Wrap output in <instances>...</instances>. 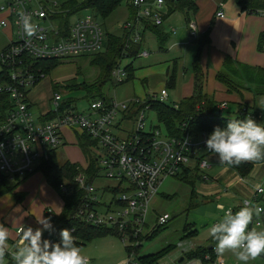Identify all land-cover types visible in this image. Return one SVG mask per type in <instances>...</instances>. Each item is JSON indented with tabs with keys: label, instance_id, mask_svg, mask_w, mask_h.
Instances as JSON below:
<instances>
[{
	"label": "built area",
	"instance_id": "2783aa9c",
	"mask_svg": "<svg viewBox=\"0 0 264 264\" xmlns=\"http://www.w3.org/2000/svg\"><path fill=\"white\" fill-rule=\"evenodd\" d=\"M65 2L67 0H0V27H8L11 31L6 46L0 50V67L8 76V80H0V91L7 93L9 100V108L0 119V181L26 178L61 145L63 129L78 131L90 142L88 155L83 163H74L75 174L71 179L62 178L57 193L60 196V193L76 192L72 218L112 231L125 248L123 264H138L137 259L132 258L137 240L145 235L148 225L153 229L165 225L169 219L166 212L148 219L150 200L158 193L165 178L185 176V170L190 169V160H196L200 179L206 178L207 162L197 152L208 150L205 141L211 132L202 131L195 137L186 133L177 138L158 125L148 126L145 130L144 110L149 109L146 100L165 102L164 88L143 99L90 98L83 109H78L72 102L61 107L64 99L58 91H53L48 98L51 108L47 112H52L51 117L45 118L47 112L32 115L28 92L43 77L34 68L35 61L65 60L104 50L102 44L106 42V32L93 11L81 9L87 12L76 15L72 21L68 18L65 26L57 17L65 12L62 8ZM127 3L130 12L120 27L128 47L140 40V29L144 25L164 23L169 5L166 0H127ZM21 10L30 13L38 25L37 33L31 38L23 34L18 24ZM214 15L223 17V12L217 9ZM187 26L190 37H194L192 20L187 21ZM138 55H146L145 50L139 51ZM110 75L115 83H120L126 77V70L118 63ZM224 106L221 102L218 109ZM126 116L133 125L124 135H119L117 121ZM90 157L93 161L91 169ZM263 194L262 185L256 184L248 198L241 199L236 207L225 209L231 208L235 212L247 202L264 209L261 204ZM46 212L48 216L52 215L49 210ZM249 227L264 230V211L253 217ZM48 240L55 242L53 238ZM196 263L195 259H186L179 264ZM210 264L222 262L215 259Z\"/></svg>",
	"mask_w": 264,
	"mask_h": 264
},
{
	"label": "crops",
	"instance_id": "0c3cea01",
	"mask_svg": "<svg viewBox=\"0 0 264 264\" xmlns=\"http://www.w3.org/2000/svg\"><path fill=\"white\" fill-rule=\"evenodd\" d=\"M190 2L193 4L195 9L192 12L187 11V14L189 20H192L194 24L196 32L195 36H197L196 39H193L195 38V36L190 37L189 28L187 26L188 20H185L184 12L178 9H174L171 11L168 10L164 19V23L162 25H144L140 29V40L137 43L131 44L137 47V51L135 54L129 55L128 58H130V60H128V62L122 66L124 67V69L126 65L130 67L131 78L128 80H131L135 71L133 65L134 58L138 57L142 59H148V57H150L151 61L153 60L152 67L161 68L160 73L157 72L156 74L157 77L160 78L162 84L157 89H149L146 85V82L144 83L145 80L142 79L140 93L135 94L132 90V94L127 95L125 100H129L130 98L143 99L149 94L156 93L163 88L166 91V100H171V103L167 102L168 104H176L184 98L193 96L195 93V88L192 63L196 54V49L197 47H199L197 65L199 67L200 96H202L203 101L209 102L215 109H218L219 103L224 102L225 106L220 109V115L225 118H233L235 116L237 106L245 105L248 108L255 110L259 115L261 114L263 117L262 124H264V104L261 103L262 101H264V94L253 93L251 90L253 85L249 84V75H251L250 68L259 67L264 62V13L242 12L235 4L234 0H190ZM217 9L222 10L223 17H216L214 15ZM125 12V19H127L130 12L128 5L126 6ZM208 26L210 27L206 35L207 41H204L202 37L204 36V32L206 31ZM10 35L11 31L8 27H0V50L6 46L7 40ZM114 35L121 36L123 35V33L120 29V32ZM199 41H201V43H199ZM152 42L154 43V48H152ZM141 50H145L146 55H138V52ZM184 56H186L187 60L189 58V67H185L186 59ZM226 57L229 58L231 62L230 68L234 70V73L238 77L240 76L243 87H234V89L228 90L227 87L217 79L216 75L219 71L222 70L223 61ZM160 61L163 62L160 64L155 63ZM170 75L173 76V80L172 83L168 85V78ZM110 79H112V82L114 81L111 75ZM128 80H125L123 82H126ZM116 85L118 86L119 84ZM117 86L113 87V91ZM167 88L169 89V91L167 90ZM107 98L115 99L113 96H107ZM149 110L153 111L152 109ZM47 111L48 109H45L41 112L45 113ZM153 113L156 117L154 111ZM128 115H131V113H129ZM117 123L119 127L117 133L119 135H124L126 131L130 130L133 125V122L129 119L128 116H126L125 118H121V120H118ZM158 123L162 126L159 121ZM148 125L152 126V124L150 123H148ZM62 133L63 140L61 145L56 149L57 152L60 147L65 148L67 146H74L78 147L80 153L82 154L81 162H77L67 158H64L62 161H68L76 164L83 163L86 153H83L78 145V140L81 136L80 133L76 130H69L66 128L62 130ZM56 150L54 153L57 158ZM197 155L206 160L207 170H205V174L207 178H210L211 176L209 175L208 170L214 165L220 164L218 155L212 153L210 150L203 149L199 150L197 152ZM249 163H251V168L245 175H240L228 165L223 164L220 172H218V174L216 175L217 180H221V182L224 183L221 193L216 197V199L222 197L223 203H216V207L217 204H223L224 207H236L240 204L241 199L248 198L250 196L253 186H255L256 184L264 183V161ZM188 165L190 169L188 171L185 170V176L190 175V173L194 169L197 172L195 167L196 160H190ZM229 168L232 169V172L229 170ZM231 173H234V176L231 175L233 177V180L224 181L226 177H223L225 175H229L228 177H230ZM35 174H38L37 176L39 178L42 177L41 179H43V186L41 188L42 190L40 192V196L44 195V204L41 205V202L37 201V199H33V201L36 203L34 212L38 216L43 213L48 217L46 211L49 210V213H51L53 216H57L62 209V199L59 194L46 183L40 171L32 172L25 178L26 181L24 183H22V181L17 186L16 191H20L23 193V196H21V199H19L21 200L20 203L22 204L25 199L24 193H26L27 190L24 187L25 183L27 181H32ZM39 178H37V183ZM199 178V175L196 174L194 175L193 180ZM200 181L203 182L201 179ZM231 185L234 187V192H231L229 190V186ZM46 189H48L52 193V195L46 193ZM199 195L198 197L200 201L198 202L202 201L201 203L203 204L207 201H210L209 199H207V195H209L208 191L201 192ZM261 204L262 206H264V194L262 195ZM31 207L33 209L32 205ZM34 221L35 218L33 217V215L32 217H25L24 221L19 220L18 224L14 225V231H12L13 236L11 241L13 239H16L15 230L17 227L23 224V222H26L28 225L31 224V227L33 229L38 228L39 226H37V224L35 225ZM215 222L218 221L208 220L206 226L210 227ZM188 224H190L191 226L187 231H193V234L185 239H189L197 234L195 223L189 220ZM151 228L152 227L148 225V230H146L145 232V234H147L146 237L150 236L153 230ZM181 245L182 243L178 242L177 246L181 247ZM206 245L208 246L209 244L207 243ZM206 245L195 244V246ZM188 246L192 247L193 245L189 243ZM212 247L214 250L215 243L212 245ZM182 248L185 249V247ZM172 250L162 257V260L161 262H159V264H179L182 261L186 260L182 259L179 263H177L178 258L184 257L180 254V252L177 255L171 254ZM5 259L7 264H11V256L8 255ZM215 259L221 261L222 264H242V262H238L231 253H225L224 256L220 257L216 252H214V260ZM249 264H264V258L259 257L254 261H250Z\"/></svg>",
	"mask_w": 264,
	"mask_h": 264
},
{
	"label": "rangeland",
	"instance_id": "374dc122",
	"mask_svg": "<svg viewBox=\"0 0 264 264\" xmlns=\"http://www.w3.org/2000/svg\"><path fill=\"white\" fill-rule=\"evenodd\" d=\"M82 1V0H78ZM128 5L127 0H122L120 4L104 19L97 20L100 23L103 31L113 34H118L121 29L122 23L125 21L126 16V6ZM69 9V8H67ZM86 10H78L74 14L69 15V21H72L76 15L84 14ZM122 31V30H121ZM124 32V31H123ZM106 42H103L102 46L105 48ZM152 48H154V43L152 42ZM125 57V56H124ZM126 56L121 59L120 65H124L130 60ZM186 59V56H184ZM89 57H75L65 60H59L58 65L52 68L45 76L39 79L36 84H34L29 92L28 97L30 99V112L32 115L37 116L41 113L42 110L51 108V104L48 100L51 92L58 91L63 98L69 97V100L75 104L78 109H83L86 107L88 100L91 97L90 94H87L83 88H77L76 85L70 87L71 84H80L83 87V83L97 85L99 81V70L93 65L88 63ZM153 61V60H152ZM151 58L148 57L145 59L134 58V74L131 80L123 82L121 84L114 85V81H106L101 84L99 92L104 96H113L116 101L125 100L127 95L132 94V90L135 94H139L141 90V80L144 79V83L149 89H157L162 84L160 78L157 77V72L160 73L161 68H153V63ZM163 61L155 62L160 64ZM190 61L186 59L185 67H189ZM77 67H79L80 72L78 73ZM153 69V70H149ZM189 70V68H188ZM55 84V89L52 86ZM145 85V84H144ZM117 86L114 91L113 87ZM169 91V89L167 88ZM113 92V93H112ZM91 93H95V89L91 90ZM130 97V96H129ZM171 103L170 99L164 100ZM144 129H148V123L152 125H159L162 130V126L156 120V117L153 111L147 109L144 110ZM117 132V131H116ZM57 153L58 161H62L64 158L72 159L77 162L82 161V154L78 147H60ZM223 164H216L208 170L210 178L193 180L194 175L200 174L199 171L195 169L187 177H170L165 178L159 188L158 193L150 200L148 206V219L157 215L158 213L166 212L169 215L167 223L162 227L153 228L150 237L146 238L142 236L137 240V246H135L133 259H138L141 255L149 254L156 252L157 250L169 245H174V249L171 248L162 254L155 262L151 264H159L162 257L166 255L172 249L171 254H178L185 256V253L190 250H195L196 245H206L209 243L208 229L209 226H206L208 220H219L223 213L219 212L216 203H223L222 197L216 199L217 196L221 193L224 183L221 180H217L216 175L220 172ZM207 170V169H206ZM232 172V169L229 168ZM195 171V172H194ZM229 174V172H228ZM38 174H35L32 181H27L24 187L27 189L24 202L20 203L21 200L14 198L12 193H6L0 196V223L4 224L5 227H8L12 232L14 231V225L18 224L19 220H23L27 216L35 218V225L42 227L37 223L36 217L40 215L48 218L45 214H40L39 216L34 212L36 203L33 201L41 202V205L44 204L43 198L44 195L40 196L41 188L43 186L42 177H38ZM234 173L230 174V177L225 175L224 181H232ZM37 178L38 183H37ZM23 181V182H22ZM25 178L14 181L16 186L12 190L13 193H17L19 196H23V193L16 191L17 186L22 182L24 183ZM108 182V181H107ZM18 183V184H17ZM233 183V182H232ZM264 189V183H262ZM229 190L234 192V187L229 186ZM46 193H52L46 189ZM44 191V192H45ZM209 192L206 203L198 202L200 201L198 195L201 192ZM28 193V194H27ZM27 194V195H26ZM198 194V195H197ZM200 196V195H199ZM201 197V196H200ZM21 199V197H20ZM190 202V203H189ZM33 206V209L31 207ZM44 210V209H43ZM191 220L195 223L197 228V234L189 239L187 238L188 231L183 232V225L186 223V226L190 228L188 221ZM24 226L28 225L26 222H23ZM46 231V230H44ZM43 231V233H44ZM146 236V235H145ZM16 239L10 240L9 248L14 246ZM178 242H181V247H178ZM193 245L189 247L188 244ZM82 252L90 258L91 264H123L126 258V252L123 244L118 240V238L111 234L100 235L94 237L80 246ZM182 247H185L183 249ZM160 259V261H159ZM195 259L198 264H201L199 259ZM184 260V258H183ZM166 261V260H163ZM173 263V262H171ZM150 264V263H149ZM175 264V263H174Z\"/></svg>",
	"mask_w": 264,
	"mask_h": 264
},
{
	"label": "trees",
	"instance_id": "16d2710c",
	"mask_svg": "<svg viewBox=\"0 0 264 264\" xmlns=\"http://www.w3.org/2000/svg\"><path fill=\"white\" fill-rule=\"evenodd\" d=\"M122 0H67L63 3L62 8L65 10L63 14H58L57 17L61 19L63 24L68 22L69 15L77 12L80 9L88 8L93 11V13L99 19H104L107 17L121 2ZM168 3V10H182L185 14V20H189L187 11H194L195 7L190 2V0H166ZM235 4L239 7L240 11L245 13H264V0H234ZM69 8V9H67ZM64 26V29H65ZM209 27L204 32L202 39L207 41V33ZM197 36H195L196 39ZM192 39V40H193ZM126 38L124 35L117 36L111 33L106 32V45L102 52L85 56L89 57V65L97 67L99 70V81L97 85L94 84H84L83 87L80 84H71L70 87L75 86L78 88H83L87 94L94 97H101L107 99L102 93L99 92V88L102 83L106 81H111L110 72L112 68L120 62L124 56L135 54L137 47L133 45L125 46ZM201 43V41H199ZM133 44V43H132ZM199 47L196 49V54L192 63V71L194 73V88L195 93L193 96L184 98L176 104H168L165 102H160L158 100H146V103L149 106V109H152L157 120L162 124L163 128L168 135L174 137H181L184 134H189L190 136L195 137L199 132L207 131L212 132L215 127H226V124L231 119H244L245 117L251 116L257 123L262 124V115L258 114L255 110L248 108L245 105H238L233 118H225L220 115V110L215 109L209 102H205L200 96V86H199V67L197 65ZM56 59H42L34 62V68H37L43 76H45L52 68L58 65ZM231 62L229 58H224L223 68L216 75L217 79L221 81L228 90L234 89V87H243L241 83L240 76L238 77L234 70L230 68ZM126 77L123 81L131 78L130 67L125 66ZM251 75L249 84L253 85L251 88L252 92L255 94H264V62L261 66L250 68ZM78 73L80 72L79 67H77ZM173 76H169L168 85L172 83ZM0 80H8L5 70L0 67ZM39 81V80H38ZM36 81V82H38ZM122 81V82H123ZM35 82V83H36ZM120 82V83H122ZM116 83V84H120ZM114 83V85H116ZM55 84L52 88L55 89ZM95 89V93H91V90ZM91 97V98H94ZM63 104L61 107L65 106L69 100V97L63 98ZM175 105V106H174ZM9 108V100L7 93L0 91V119L5 114L6 110ZM52 112H47L45 118L51 117ZM90 142L84 135H81L78 140V145L81 148L83 153L88 155V145ZM257 163V162H253ZM93 165L92 158H89V168L91 169ZM229 166V165H228ZM235 170L240 175H245L249 172L251 168V163L245 162L241 163L238 166H229ZM40 171L44 177L46 183L52 187L56 192H59L58 185L61 183L62 178L71 179L75 174V164L68 161H58L54 151L50 152L46 161H43L35 169ZM187 177V176H184ZM18 181V180H17ZM18 184V183H17ZM16 186L14 182H8L4 179L0 181V195L5 193H12L15 199L19 200L21 196L17 193H13L12 190ZM78 194L73 192L72 194H61L60 197L63 201L62 209L57 216H48L52 223L51 231H44L42 239L53 238L55 242L60 240V230L67 228L72 229L74 238L76 239L78 246L84 244V242L98 237L100 235L111 234L114 235L112 231L105 230L103 228H96L90 225L82 224L72 218V213L76 205V197ZM164 226V225H162ZM162 226H157L162 227ZM156 228V227H154ZM189 228L186 224L183 225V232ZM154 230V229H153ZM152 230V231H153ZM153 233V232H152ZM193 234V231H189L187 236ZM147 236V234H145ZM144 235V237H146ZM150 237V236H148ZM146 237V238H148ZM215 242L210 238L209 245L196 248L195 250H190L185 253L184 259L197 258L201 264H210L214 260V250L212 245ZM174 245H167L156 252L149 254L141 255L137 261L138 264H151L155 262L162 254H164L169 249L173 248ZM12 264V261H11Z\"/></svg>",
	"mask_w": 264,
	"mask_h": 264
},
{
	"label": "clouds",
	"instance_id": "9594fccd",
	"mask_svg": "<svg viewBox=\"0 0 264 264\" xmlns=\"http://www.w3.org/2000/svg\"><path fill=\"white\" fill-rule=\"evenodd\" d=\"M18 24L23 34L31 38L38 31L32 15L21 10ZM264 104V101L261 102ZM206 147L218 155L220 164L238 166L245 162L264 161V124L257 123L251 116L244 119H231L226 127H215L205 141ZM223 213L218 222L208 229L209 237L215 242V251L222 257L231 253L238 262L249 264L264 256V230L250 228L260 207L247 202L233 212L217 204ZM42 227L33 229L21 224L15 231L16 241L9 248L13 233L0 223V264H7L6 256H11L12 264H90V258L67 228L60 230L59 242L42 239L43 231L52 230L49 218L36 217Z\"/></svg>",
	"mask_w": 264,
	"mask_h": 264
},
{
	"label": "water",
	"instance_id": "95a60500",
	"mask_svg": "<svg viewBox=\"0 0 264 264\" xmlns=\"http://www.w3.org/2000/svg\"><path fill=\"white\" fill-rule=\"evenodd\" d=\"M182 259V257L178 258L177 263H179Z\"/></svg>",
	"mask_w": 264,
	"mask_h": 264
}]
</instances>
